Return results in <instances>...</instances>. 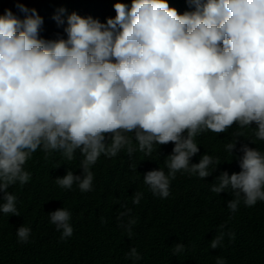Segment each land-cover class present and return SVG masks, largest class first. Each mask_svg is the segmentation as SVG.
Here are the masks:
<instances>
[{
	"label": "clouds",
	"instance_id": "9594fccd",
	"mask_svg": "<svg viewBox=\"0 0 264 264\" xmlns=\"http://www.w3.org/2000/svg\"><path fill=\"white\" fill-rule=\"evenodd\" d=\"M187 3L191 10L181 14L168 0L117 2L106 23L75 12L65 20L60 9L54 19L64 35L57 39L40 36L43 18L35 9L17 5L24 19L11 10L0 15V212L20 215L8 189L29 181L23 166L38 149L69 161L78 150L80 174L68 170L55 183L88 192L92 166L101 154L116 156L125 147L123 133L134 132L146 155L154 144L172 142L167 172L143 174L152 194L165 199L177 173L205 179L220 165L206 153L191 162L200 151L194 140L199 133L255 123L256 138L264 140V0ZM238 142L225 150L234 155ZM240 152L241 171L221 172L210 189L233 197L227 202L233 213L241 204L264 202V154L247 144ZM48 216L61 239L72 236L68 209ZM30 234L24 225L16 230L20 243ZM224 235L215 236L210 248ZM183 249L177 243L173 254ZM128 256L140 259L135 248ZM216 264L226 262L218 258Z\"/></svg>",
	"mask_w": 264,
	"mask_h": 264
},
{
	"label": "trees",
	"instance_id": "16d2710c",
	"mask_svg": "<svg viewBox=\"0 0 264 264\" xmlns=\"http://www.w3.org/2000/svg\"><path fill=\"white\" fill-rule=\"evenodd\" d=\"M117 2L131 4V0H0V15L11 10L24 19L17 5L35 9L43 18L40 36L57 39L64 35V26L54 19L60 9L65 10V20L75 12L106 23L115 17L113 6ZM168 2L181 14L191 10L187 0ZM255 127V123L243 128L234 123L222 133L207 130L196 135L200 151L191 162L198 163L206 153L220 165L205 179L177 173L165 199L152 194L143 183V174L158 168L167 172L165 159L172 153V142L154 144L151 154L146 155L139 151L134 132L123 133L128 141L125 147L116 156L101 154L92 166L94 179L88 192H81L75 184L64 189L55 183V178L68 170L80 174L78 150L69 161L59 152L38 149L23 166L29 181L8 189L17 197L20 215L0 212V264H216L218 258L226 264H264V202L252 207L241 204L233 213L227 207L233 197L210 190L221 172L231 175L241 171L238 157L243 155L242 145L264 154V140L256 138ZM237 139L233 155L225 146ZM128 147L133 149L131 155ZM137 193L139 203L134 202ZM63 207L71 212L73 227L72 236L66 239H61L48 216ZM130 221H134L131 236ZM22 225L31 229L27 243H20L16 235ZM221 231L225 233L221 244L211 249V240ZM177 243L184 249L173 254ZM132 248L139 260L129 258Z\"/></svg>",
	"mask_w": 264,
	"mask_h": 264
}]
</instances>
